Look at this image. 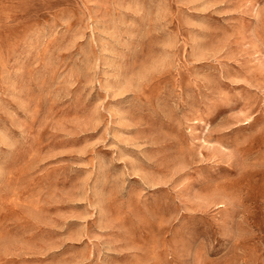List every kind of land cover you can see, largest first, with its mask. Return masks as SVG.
Wrapping results in <instances>:
<instances>
[{
	"label": "rangeland",
	"instance_id": "374dc122",
	"mask_svg": "<svg viewBox=\"0 0 264 264\" xmlns=\"http://www.w3.org/2000/svg\"><path fill=\"white\" fill-rule=\"evenodd\" d=\"M0 264H264V0H0Z\"/></svg>",
	"mask_w": 264,
	"mask_h": 264
}]
</instances>
